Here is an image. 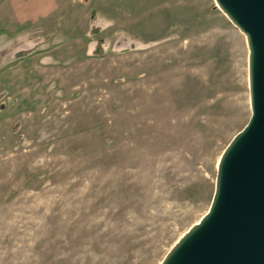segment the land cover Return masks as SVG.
<instances>
[{
  "label": "rangeland",
  "instance_id": "1",
  "mask_svg": "<svg viewBox=\"0 0 264 264\" xmlns=\"http://www.w3.org/2000/svg\"><path fill=\"white\" fill-rule=\"evenodd\" d=\"M57 14L0 56V264H157L249 117L245 37L214 0Z\"/></svg>",
  "mask_w": 264,
  "mask_h": 264
},
{
  "label": "water",
  "instance_id": "2",
  "mask_svg": "<svg viewBox=\"0 0 264 264\" xmlns=\"http://www.w3.org/2000/svg\"><path fill=\"white\" fill-rule=\"evenodd\" d=\"M244 35L250 114L216 162L206 211L157 264H264V0H214Z\"/></svg>",
  "mask_w": 264,
  "mask_h": 264
},
{
  "label": "crops",
  "instance_id": "3",
  "mask_svg": "<svg viewBox=\"0 0 264 264\" xmlns=\"http://www.w3.org/2000/svg\"><path fill=\"white\" fill-rule=\"evenodd\" d=\"M62 3L63 0H0V25L3 30V36L0 38V56L8 58L11 55L9 36L18 33L24 43H30V26H35V31L39 25L46 26L52 21L57 26V12Z\"/></svg>",
  "mask_w": 264,
  "mask_h": 264
},
{
  "label": "bare ground",
  "instance_id": "4",
  "mask_svg": "<svg viewBox=\"0 0 264 264\" xmlns=\"http://www.w3.org/2000/svg\"><path fill=\"white\" fill-rule=\"evenodd\" d=\"M78 231V230H77ZM68 246V245H67ZM72 252V251H71ZM73 253V252H72ZM70 255H71V253H70Z\"/></svg>",
  "mask_w": 264,
  "mask_h": 264
}]
</instances>
